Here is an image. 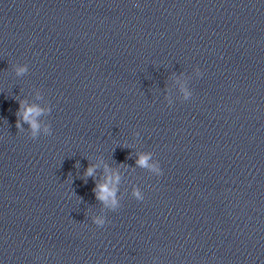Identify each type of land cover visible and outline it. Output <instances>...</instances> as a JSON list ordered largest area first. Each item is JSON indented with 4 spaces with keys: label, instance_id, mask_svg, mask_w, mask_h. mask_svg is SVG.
<instances>
[{
    "label": "clouds",
    "instance_id": "1",
    "mask_svg": "<svg viewBox=\"0 0 264 264\" xmlns=\"http://www.w3.org/2000/svg\"><path fill=\"white\" fill-rule=\"evenodd\" d=\"M27 64H17L14 65V72L16 76H23L28 72ZM196 77H201L203 75L201 69L199 67L194 69ZM177 83L179 84V91L181 93V98L184 101H188L192 97V91L188 85H186L183 81H180L177 78ZM39 98V95L38 97ZM167 102L169 106L172 105L173 100L171 97L167 98ZM19 108L16 112V124L15 127L17 130L24 131V125H28L27 131L31 139H37L41 134L43 135H51L52 127L50 123L43 122L41 117L45 115H49L52 111L49 106L47 109L37 105V104H29L27 100L20 99L18 101ZM140 133L135 132L134 136L139 137ZM135 166L141 169H145L151 174L159 177L163 175L162 168L158 160L153 159V153L148 151H139L137 153V159L135 161ZM99 165L89 163L86 169L83 172V176L85 178H92L94 181V188L92 189L95 199L100 202L103 208L108 211H117L121 205L122 196L120 193V185H121V174L118 170L113 169L107 163H104V176L102 179H98L96 176V169ZM131 196L135 198L137 201L144 200V193L140 187L133 185ZM92 223L98 227H104L107 223V219L105 214H97L92 216Z\"/></svg>",
    "mask_w": 264,
    "mask_h": 264
}]
</instances>
